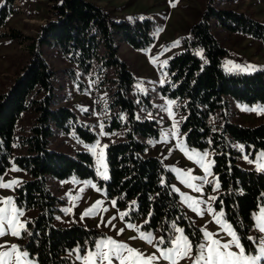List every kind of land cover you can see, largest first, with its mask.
Returning a JSON list of instances; mask_svg holds the SVG:
<instances>
[{
	"label": "trees",
	"instance_id": "trees-1",
	"mask_svg": "<svg viewBox=\"0 0 264 264\" xmlns=\"http://www.w3.org/2000/svg\"><path fill=\"white\" fill-rule=\"evenodd\" d=\"M12 2L7 0L0 8V38L5 37L1 30L13 13L9 8ZM57 9L58 19L40 28L22 74L0 96V177L10 167L17 149L20 155L14 162L31 179L16 189L15 200L18 207L22 204L33 215L27 225L32 235L26 236L24 247L39 264H70L67 255L77 246L83 249L85 242L91 244L99 235L79 225L56 226L63 202L49 189L51 178H96L90 153L70 155L50 148L58 134L71 131L82 142L96 140L74 110L63 105L68 84L83 87V81L91 75L113 85L111 108L116 114L110 128H129L124 141L111 143L106 150L108 196L117 197L120 206L136 201L135 219L146 218L151 212L150 227L158 233L175 217H186L178 195L170 190L174 176L160 160L145 155L146 144L139 139L157 137L159 130L155 122L136 120V78L119 56L123 44L137 50L152 46L156 39L153 22L117 20L90 0H63ZM215 30L239 34L264 46V24L209 0L201 21L183 41L182 52L168 62L170 84L164 91L182 104L186 115L182 130L188 146L215 154L213 171L220 183L219 198L226 217L241 233L251 236L252 214L264 204V174L240 168L232 143L264 151V125L231 123L226 115L227 98L263 104L264 69L245 75L225 73L222 62L228 52L219 44ZM46 51L66 68L53 69ZM29 113L35 115L31 134L17 142V129ZM216 207L220 209V200ZM179 224L187 231L198 230L187 217Z\"/></svg>",
	"mask_w": 264,
	"mask_h": 264
},
{
	"label": "rangeland",
	"instance_id": "rangeland-1",
	"mask_svg": "<svg viewBox=\"0 0 264 264\" xmlns=\"http://www.w3.org/2000/svg\"><path fill=\"white\" fill-rule=\"evenodd\" d=\"M6 1L0 0V8L5 5ZM62 1L13 0L9 4V8L13 10V13L7 25L1 30V33L5 34V37L0 38V96L10 90L29 63L31 46L37 39L40 28L58 19L59 11L57 7L61 5ZM90 1L96 6L110 12L117 20H150L153 22L156 39L152 46L144 50H137L123 44L119 54L120 59L127 64L136 78L135 87L138 96L135 99L137 104L135 118L139 117L136 120L155 122L159 130L157 137L140 138L139 140L146 144L145 155L160 160L164 167L172 173L174 180L171 186L180 188L187 195L200 197V194L192 192L184 184L180 183L181 177L185 180L188 179L189 170H192V174L200 176L204 175V172L196 164V157L192 153L193 148L188 146L186 134L182 130L186 118L182 110V104L178 100L172 99L169 93H165L164 90L170 84V77L167 71L168 62L182 52L183 41L190 35L193 26L201 21L209 0ZM214 1H218L222 9L246 14L254 21L264 24V0ZM173 4L175 6H172ZM214 33L219 44L228 52V56L222 62V69L225 73L245 75L264 69V46L261 43L255 42L251 38H244L239 34H231L221 30H215ZM177 41L179 42L178 45L176 44ZM45 57L55 70H62L67 66L55 59L49 51H46ZM164 61H167V65L164 64ZM248 66H253V70H242ZM83 82L85 84L83 87L79 83L68 84L63 92L66 99L63 105L74 110L78 121L90 127L88 129L95 134L96 140L93 143L82 142L75 136L74 131H71L70 134H58L50 148L51 150L70 155H74L77 151L90 153L95 162L96 178L82 180L71 176L64 180L50 179L49 189L54 196L63 202L59 204L61 213L56 218L55 225L62 227L79 225L86 230L96 231L99 234L97 238L102 235L112 237L118 242L127 243L135 250L145 254H152L156 249L147 244L145 240L140 239L138 232L127 229L125 222H122L120 219L113 220L112 224L115 225V230L107 226V222L112 217L118 216L120 212H129L131 222L137 225H144L145 218L135 219L133 217L136 205H133L132 201L120 206L117 197H109L105 188V182L109 179L105 181L97 174V169L100 167L97 160L101 151L103 152L104 163L107 165V148H103V145L109 146L111 143L124 141L126 132L129 129L126 125H123L119 129L110 128L112 118L116 114L111 108L110 96L113 91V85L109 81H102L100 77L95 75L87 77ZM170 100H174L176 103L169 108L168 101ZM227 101L229 109L226 115L231 123L243 127L264 125V112L246 110L253 108L258 110L264 109V103L246 104L233 98H227ZM34 118L35 115L30 113L24 116V121L20 123V127L17 129V142L31 134ZM122 119L126 122L124 116ZM175 121H179L177 127L179 128L180 136L177 137L170 134L165 142L164 133L175 131L173 129ZM100 123H104L103 132L107 133V135L100 134ZM97 141L100 147L96 149L97 154L94 155L90 148L85 147V145L91 146L97 143ZM232 145L238 152L237 158L240 168L264 174V171L259 169L258 164V161L264 163V161H260V153L264 152L263 150L255 151L254 148L247 150L245 145L235 141ZM184 148L188 150V154H185L182 150ZM194 149L198 152L202 151ZM206 151L209 152L208 159L214 160V152L209 149ZM19 155L20 152L16 149L10 167L0 177L6 183L13 180L20 181L19 184L14 185L12 188L0 187V209H4L6 213L14 208L19 209L15 200L16 189L25 181L31 179L14 162V158ZM188 155H193V158L189 160ZM246 156L248 159L244 158ZM249 160H252V163H249ZM213 166L214 164L211 167V171L214 174ZM172 169H176V171H172ZM107 174L109 176L108 165ZM209 178L211 179V177ZM98 188L101 190L97 191ZM176 194L179 197V194ZM219 194L220 188L212 192L210 191V186H205V197L208 195L219 197ZM6 198H14V203H8ZM110 199L117 200V206H112L109 203ZM97 202H102V207L108 210L106 212L100 211L95 216L89 215L84 217L82 214L90 208L97 207ZM179 204L185 216L195 228H203L213 234L221 232V235H223L222 229L214 221L212 214H205L201 218L188 209L185 204L181 203L180 198ZM213 206L216 211L220 210L216 207V202H214ZM261 206H264V204ZM66 208L71 211L68 213L64 212L63 210ZM22 210L24 211L22 221H31L33 215L24 209ZM255 213H258V210ZM119 229H125L122 235H118ZM16 230H20L19 227ZM159 234L156 231L154 232V235L158 236ZM257 235L258 233L254 228V233L251 236L256 237ZM25 238L17 239L10 234L5 235L0 238V253L12 251L11 248L2 247L5 243L8 245H20L23 248ZM71 253L67 255L70 264H80V261L76 260L75 255ZM80 254L83 255V251ZM17 257H20L19 252L10 257L0 256V264H5V262L7 264H15ZM132 258L130 257V259ZM20 264H24L22 257H20ZM160 264H167V262L161 261ZM181 264H186V262L181 261Z\"/></svg>",
	"mask_w": 264,
	"mask_h": 264
},
{
	"label": "snow or ice",
	"instance_id": "snow-or-ice-1",
	"mask_svg": "<svg viewBox=\"0 0 264 264\" xmlns=\"http://www.w3.org/2000/svg\"><path fill=\"white\" fill-rule=\"evenodd\" d=\"M172 6H175V4ZM176 44L178 45L179 42L177 41ZM201 58H203L202 53ZM153 63H155V61H153ZM164 64L167 65V61H164ZM242 70H253V66H248ZM175 103L174 100L168 101L169 108ZM246 110L264 112V109L258 110L253 108ZM136 118L138 119L139 117ZM178 124L179 121L173 123L174 132L164 133L165 142L170 134L177 137L180 136L179 128L177 127ZM104 127V123L99 124L101 135H107V133L103 132ZM209 143H211V141H209ZM85 147H89L91 152L96 155V149L100 147V144L97 141L94 145H85ZM107 147L108 145H103V148ZM182 150L185 154H188L186 148ZM192 153L196 157V164L203 169L204 175H194L192 174V170H189L188 179L185 180L181 177L180 183L184 184L192 192L200 194V197L187 195L182 192L180 188L171 185L170 190L178 193L181 203L185 204L188 209L201 218L205 214H212L214 221L222 229L223 235H221V232L213 234L203 228L196 231H187L185 227L179 224V221L186 217L177 216L168 222V227L160 230V234L157 236L154 235L156 230L150 227L151 212L147 214L144 225L132 223L129 212H120L118 216L112 217L111 220L107 222V226L115 230V225L112 224V221L120 219L122 222L126 223L127 229L138 232L140 234L139 238L153 246L156 251L152 254H145L133 249L127 243L118 242L112 237L102 235L97 239H93L90 245L88 242H85L83 249H81L80 246L73 249L71 254L75 255L76 260L80 261V264H160L161 261H165L167 264H181V261L186 262V264H264V206L258 209V213L252 214V227L255 228L258 235L253 237L246 232L241 233L237 224L230 222V219L226 217L222 199L215 195H208L205 197V186H210V191L212 192L220 188L218 178L211 171V167L215 163L214 160L208 159L209 152L206 150L198 152L193 148ZM188 158L191 160L193 155H188ZM244 158L248 159L247 156ZM260 161H264V152L260 153ZM97 163L100 165L97 169V174L101 176L103 180L107 181L109 176L107 174V165L103 160L102 151L98 155ZM249 163H252V160H249ZM258 164L259 169L264 171V163L258 161ZM172 171H176V169H172ZM209 177H211V179ZM19 183L20 181L17 180L6 183L0 178V187L3 188H12ZM100 190L99 188L97 189V191ZM217 200H220L219 211H216L213 206L214 202ZM6 201L8 203H14V198H6ZM109 203L112 206H117V200L115 199H110ZM132 204L135 205L136 201H132ZM22 209V204L19 209L14 208L7 211V213L4 209H0V238L9 234L17 239H23L26 236L32 235V232L27 228L28 223H31V221H22V217H24V211ZM107 210V208L102 207V202H97V207L88 209L82 215L84 217L89 215L95 216L98 215L100 211L106 212ZM63 211L68 213L71 210L66 208ZM17 227H19L20 230H16ZM124 231L125 229H119L118 235H122ZM225 237H227V239H225ZM2 247L11 248L12 251L0 253V256L10 257L14 256L16 252H19L20 257L23 258L24 264H39L36 256L34 254L30 256L26 247L22 248L20 245H8L7 243ZM81 251H83V255L80 254ZM20 257L16 258L15 264H20ZM130 257L133 258L130 259ZM5 264H7V262H5Z\"/></svg>",
	"mask_w": 264,
	"mask_h": 264
}]
</instances>
